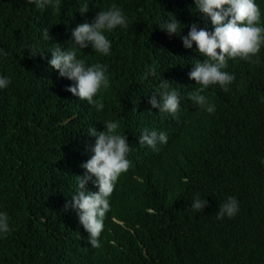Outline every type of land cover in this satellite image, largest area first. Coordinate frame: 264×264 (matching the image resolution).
<instances>
[{
	"label": "trees",
	"instance_id": "1",
	"mask_svg": "<svg viewBox=\"0 0 264 264\" xmlns=\"http://www.w3.org/2000/svg\"><path fill=\"white\" fill-rule=\"evenodd\" d=\"M254 2L264 26V0ZM112 4L129 26L105 31L110 54L77 51L86 65L107 68L98 112L64 91L44 60L56 44L74 47L71 30ZM169 13L184 25L180 35L192 22L213 30L194 0H61L59 12L0 0V77L10 80L0 89V210L10 227L0 234V264H264V45L253 57L259 64L228 59L223 70L235 79L227 91L216 84L203 93L215 105L210 114L188 98L199 87L188 73L204 57L160 29ZM30 48L39 54L31 58ZM150 66L156 73L145 79ZM162 79L180 94L175 116L148 103ZM106 121L120 124L131 166L109 197L97 249L64 205L91 156L89 129L104 131ZM145 128L164 131L167 143L140 147L135 136ZM197 194L208 202L203 212L191 208ZM230 196L238 212L217 219Z\"/></svg>",
	"mask_w": 264,
	"mask_h": 264
},
{
	"label": "clouds",
	"instance_id": "2",
	"mask_svg": "<svg viewBox=\"0 0 264 264\" xmlns=\"http://www.w3.org/2000/svg\"><path fill=\"white\" fill-rule=\"evenodd\" d=\"M36 9L51 7L59 12L61 0H23ZM196 9L204 17L210 19L212 31L205 27H199L192 22L188 25L187 35H180L184 25L170 14V19L161 24V30L170 36L179 35L183 47L192 49L204 57L203 61L194 60L193 67L188 77L194 80L198 88L189 94V99L199 108L208 113H214L215 105L210 104L203 93L211 85H220L227 91L235 77L223 69L228 67V59L248 61L259 64V58L253 59L264 45V26H260L261 11L254 0H194ZM88 11V4L81 8V14ZM117 26L127 28V17L123 11L112 4L107 10L96 13L91 23L78 24L71 30L72 44L74 47L64 48L60 44L51 50V58L44 60L47 67L62 82V89L69 95L78 97L94 106L99 112L105 105L102 98L97 99L100 90L108 89L109 79L106 75L107 68L101 63L86 65L84 59L77 58V51L91 46L96 52L110 54L111 42L105 31H112ZM43 36L51 40L49 28L43 29ZM31 58L37 53L34 48L28 50ZM0 54L7 55L0 50ZM141 55V53H140ZM43 58V57H42ZM156 68L150 66L143 78L155 75ZM10 83L8 77H0V89L6 88ZM160 91L153 92L148 98L152 108L158 109L159 113H167L175 116L180 108V94L169 86V81L162 79L159 84ZM104 131L98 132L94 127L89 129V140L85 147L91 153L90 158L80 166L85 170L82 176H75L77 189L71 195V200L66 201L64 209H72L76 212L80 224L90 234L89 243L93 248H100L99 241L103 231V221L106 213L110 211L109 197L114 191L115 184L122 173L128 171L131 161L127 159L131 147L125 134L119 131L120 124L114 121L103 123ZM94 137L95 140H92ZM140 147L151 151L158 144H166L167 134L159 129H147L140 131L135 136ZM91 182L98 191H88L86 185ZM208 206L205 199L197 194L193 199L191 208L197 212H203ZM238 212V201L235 197H228L217 213V219L225 216L231 218ZM10 231L9 217L5 211L0 210V234Z\"/></svg>",
	"mask_w": 264,
	"mask_h": 264
},
{
	"label": "bare ground",
	"instance_id": "3",
	"mask_svg": "<svg viewBox=\"0 0 264 264\" xmlns=\"http://www.w3.org/2000/svg\"><path fill=\"white\" fill-rule=\"evenodd\" d=\"M124 79H125V78H124ZM157 91H158V90H157ZM173 119H174V118H173ZM173 123H174V121H173ZM173 123H172V124H173ZM134 125H135V123H134ZM136 127H137V126H136ZM170 128H171V127H170ZM170 128H169V129H170ZM172 128H173V127H172ZM172 128H171V130H172ZM174 129H175V128H174ZM170 133H171V132H170ZM128 134H129V133H128ZM128 134H127V135H128Z\"/></svg>",
	"mask_w": 264,
	"mask_h": 264
}]
</instances>
